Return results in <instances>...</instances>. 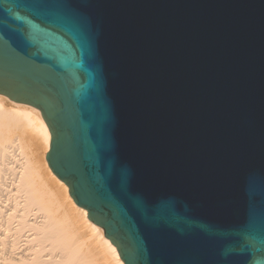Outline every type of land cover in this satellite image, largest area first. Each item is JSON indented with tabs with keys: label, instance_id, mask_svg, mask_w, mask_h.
<instances>
[{
	"label": "water",
	"instance_id": "obj_1",
	"mask_svg": "<svg viewBox=\"0 0 264 264\" xmlns=\"http://www.w3.org/2000/svg\"><path fill=\"white\" fill-rule=\"evenodd\" d=\"M20 2L0 95L124 263L264 264V0H27L33 27Z\"/></svg>",
	"mask_w": 264,
	"mask_h": 264
},
{
	"label": "bare ground",
	"instance_id": "obj_2",
	"mask_svg": "<svg viewBox=\"0 0 264 264\" xmlns=\"http://www.w3.org/2000/svg\"><path fill=\"white\" fill-rule=\"evenodd\" d=\"M50 142L38 108L0 95V264H125L50 168Z\"/></svg>",
	"mask_w": 264,
	"mask_h": 264
},
{
	"label": "snow or ice",
	"instance_id": "obj_3",
	"mask_svg": "<svg viewBox=\"0 0 264 264\" xmlns=\"http://www.w3.org/2000/svg\"><path fill=\"white\" fill-rule=\"evenodd\" d=\"M18 9L23 10L25 12V15H21ZM34 11H35L34 7L30 6L27 0H21V2L17 6V11L13 15L14 17L17 15L20 17H23L24 19L20 21L23 22L24 24H27L33 27L35 25H33L32 21L28 19V15L32 14ZM12 31H15V29H13ZM0 40L4 41L3 35H0ZM9 40H11V37L9 38ZM241 242L245 249H247L248 251H251L255 243V233L252 231L245 233L241 237Z\"/></svg>",
	"mask_w": 264,
	"mask_h": 264
},
{
	"label": "rangeland",
	"instance_id": "obj_4",
	"mask_svg": "<svg viewBox=\"0 0 264 264\" xmlns=\"http://www.w3.org/2000/svg\"><path fill=\"white\" fill-rule=\"evenodd\" d=\"M34 143H35V142H34ZM36 144H37V145H36ZM34 145L37 146V147L35 146L34 148H38V146H39L38 143H35ZM41 152H42V150H40V153H41ZM43 153H44V151H43L41 154H43Z\"/></svg>",
	"mask_w": 264,
	"mask_h": 264
}]
</instances>
